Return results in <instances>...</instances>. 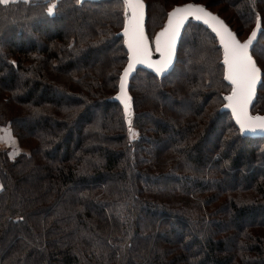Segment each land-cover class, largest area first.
<instances>
[{"label":"trees","instance_id":"trees-1","mask_svg":"<svg viewBox=\"0 0 264 264\" xmlns=\"http://www.w3.org/2000/svg\"><path fill=\"white\" fill-rule=\"evenodd\" d=\"M145 2L151 40L188 2L245 39L259 16L264 115V0ZM124 23L123 0L0 4V125L23 148H0V264H264V137L226 107L219 38L189 20L168 73L133 72L126 119Z\"/></svg>","mask_w":264,"mask_h":264},{"label":"snow or ice","instance_id":"snow-or-ice-1","mask_svg":"<svg viewBox=\"0 0 264 264\" xmlns=\"http://www.w3.org/2000/svg\"><path fill=\"white\" fill-rule=\"evenodd\" d=\"M9 0H0V4H7ZM125 10V23L123 34L128 49V63L120 77V93L125 108L126 119L131 107V97L125 91V83L134 67L146 64L154 69L157 74H162L172 63L177 37L185 21L190 17L208 25L219 38L223 46V64L225 66V79L232 85L231 93L225 97L226 107L239 125L242 133L256 131L264 132V116H252L249 105L252 103L256 85L261 77L262 68L258 66L251 54V49L261 31V18L257 17V24L249 37L241 41L237 34L231 31L218 16L209 12L201 4L187 3L174 7L167 15L166 25L155 36V51L160 54V59H152V48L143 27L142 0H123ZM56 3L49 5V15L55 14ZM3 139V138H0ZM12 138L9 137V140Z\"/></svg>","mask_w":264,"mask_h":264},{"label":"water","instance_id":"water-1","mask_svg":"<svg viewBox=\"0 0 264 264\" xmlns=\"http://www.w3.org/2000/svg\"><path fill=\"white\" fill-rule=\"evenodd\" d=\"M82 1H84V0H82ZM92 1H98V0H92ZM142 3H143V5H144V8H143V27H144V31H145V34H146V36L148 37V40H149V43H150V46H151V48H152V43H151V40H150V38H149V36H148V33H147V30H146V21H147V4H146V2H145V0H142ZM188 3H193V4H200V3H195V2H188ZM184 4H187V3H184ZM181 5H183V4H181ZM201 5H203V4H201ZM209 12H211V13H213L214 15H216V16H218L221 20H223L224 21V23L228 26V28L231 30V31H233L234 33H236L233 29H232V27L218 14V13H216V12H213L212 10H210V9H208L205 5H203ZM167 20H168V18H167ZM167 20H166V22H165V24H164V26L166 25V23H167ZM189 20H195V19H193V18H189L187 21H185V24L189 21ZM197 21V20H196ZM198 22H201V23H203L202 21H198ZM185 24H184V26H185ZM204 24V23H203ZM206 25V24H205ZM163 26V27H164ZM184 26L181 28V30H180V34H179V36L177 37V40H176V44H175V49H174V53H173V58H172V63L169 65V67L165 70V72L164 73H162V74H160V75H163V74H165V73H168L172 68H173V66H174V63H175V61H176V56H177V50H178V44H179V40H180V36H181V33H182V31H183V29H184ZM206 26H208V25H206ZM162 27V28H163ZM209 27V26H208ZM161 28V29H162ZM210 28V27H209ZM161 29H159L158 31H157V33H159L160 31H161ZM211 29V28H210ZM156 33V34H157ZM237 34V33H236ZM156 36V35H155ZM237 37H238V39H240L241 41H244V40H242L239 36H238V34H237ZM258 37V36H257ZM125 39H126V37H125ZM154 41H155V38H154ZM153 46L155 47V42H153ZM154 50L152 49V59L155 61V60H158V59H160V54L159 53H157L156 52V54H154V52H153ZM251 54H252V52H251ZM254 57V56H253ZM127 66V65H126ZM259 66V65H258ZM139 67H144V68H147V69H149V70H152V71H154V69H152V68H150L148 65H146V64H138V65H136L135 67H134V69H133V71L130 73V75H129V77L127 78V81H126V83H125V91H126V93H127V95H128V84H129V81H130V77L132 76V74H133V72L137 69V68H139ZM155 72V71H154ZM261 82H262V73H261V77H260V79L258 80V82H257V85H256V91H255V95H254V98H253V101H252V103L249 105V113H250V115H252V116H256V115H253L252 114V112H251V109H252V107H253V105H254V103H255V101H256V97H257V94H258V90H259V86H260V84H261ZM122 101V100H121ZM227 105V104H226ZM260 116H264V115H260ZM235 119V118H234ZM239 126V125H238ZM244 135H246V136H250V137H264V132H262V131H256L255 133H252V132H245V133H243Z\"/></svg>","mask_w":264,"mask_h":264},{"label":"rangeland","instance_id":"rangeland-1","mask_svg":"<svg viewBox=\"0 0 264 264\" xmlns=\"http://www.w3.org/2000/svg\"><path fill=\"white\" fill-rule=\"evenodd\" d=\"M16 0H9V2H13ZM153 22V21H152ZM160 25V22L157 21V23L155 24L153 22V24L151 25L152 30H155L157 28V26ZM156 33V31H155ZM155 33L153 36H151L152 40L154 39ZM248 35H242L241 39H245ZM246 40V39H245ZM206 60H209L208 64H213V57L212 55L209 56V58H207ZM210 68H212L213 70V66H209ZM5 126H1L0 125V135L2 136L3 140L0 141V148L6 151H9V153H12L11 156H16L18 153L23 151V148L19 145L18 140L14 141H10L9 137L6 136L5 132L7 131V129H5ZM7 133V132H6ZM14 154V155H13Z\"/></svg>","mask_w":264,"mask_h":264},{"label":"crops","instance_id":"crops-1","mask_svg":"<svg viewBox=\"0 0 264 264\" xmlns=\"http://www.w3.org/2000/svg\"><path fill=\"white\" fill-rule=\"evenodd\" d=\"M155 35H156V34H155ZM149 38H150V37H149ZM154 38H155V36H154ZM150 40H151V39H150ZM153 42H154V39H153V41L151 40V43H152V49L154 50L153 52H154V54H156L155 47L153 46ZM6 132H7V133H6ZM6 132H5L6 136H7V137H11V138H12L11 140L15 142L16 139H15V137L13 136L12 132H11L10 130H9V131L7 130ZM0 138H2L1 135H0ZM2 140H3V139H0V141H2ZM11 140H10V141H11Z\"/></svg>","mask_w":264,"mask_h":264}]
</instances>
